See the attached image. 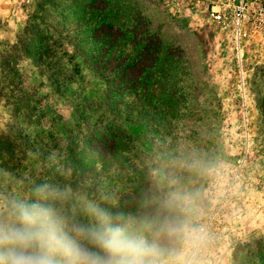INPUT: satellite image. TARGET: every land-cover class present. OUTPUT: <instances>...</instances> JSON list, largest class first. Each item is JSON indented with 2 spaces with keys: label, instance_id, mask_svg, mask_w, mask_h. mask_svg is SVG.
Here are the masks:
<instances>
[{
  "label": "rangeland",
  "instance_id": "1",
  "mask_svg": "<svg viewBox=\"0 0 264 264\" xmlns=\"http://www.w3.org/2000/svg\"><path fill=\"white\" fill-rule=\"evenodd\" d=\"M237 1L0 0V194L70 185L180 227L184 264H264V14L240 45L212 16Z\"/></svg>",
  "mask_w": 264,
  "mask_h": 264
},
{
  "label": "clouds",
  "instance_id": "2",
  "mask_svg": "<svg viewBox=\"0 0 264 264\" xmlns=\"http://www.w3.org/2000/svg\"><path fill=\"white\" fill-rule=\"evenodd\" d=\"M31 197L0 194V264H184L182 252L159 243L180 227L153 231L58 182L34 184Z\"/></svg>",
  "mask_w": 264,
  "mask_h": 264
},
{
  "label": "built area",
  "instance_id": "3",
  "mask_svg": "<svg viewBox=\"0 0 264 264\" xmlns=\"http://www.w3.org/2000/svg\"><path fill=\"white\" fill-rule=\"evenodd\" d=\"M264 14V0H238L232 8L227 4L221 11H213L212 16L218 22L231 21L234 37L240 45L248 33L246 25L254 15Z\"/></svg>",
  "mask_w": 264,
  "mask_h": 264
},
{
  "label": "trees",
  "instance_id": "4",
  "mask_svg": "<svg viewBox=\"0 0 264 264\" xmlns=\"http://www.w3.org/2000/svg\"><path fill=\"white\" fill-rule=\"evenodd\" d=\"M102 21V20H101ZM99 24V23H98ZM6 142L7 140L6 139H3V138H0V149H4V148H7L8 151L10 152L9 150V145L6 146ZM12 152V151H11ZM12 154V153H11ZM13 155V154H12ZM5 159V155H4V151H0V162H2V160Z\"/></svg>",
  "mask_w": 264,
  "mask_h": 264
}]
</instances>
